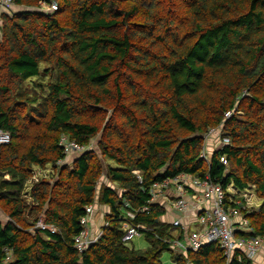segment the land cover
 <instances>
[{
  "label": "trees",
  "instance_id": "trees-1",
  "mask_svg": "<svg viewBox=\"0 0 264 264\" xmlns=\"http://www.w3.org/2000/svg\"><path fill=\"white\" fill-rule=\"evenodd\" d=\"M43 2L59 10L38 11ZM15 5L25 10L0 12V131L11 135L0 148V264H162L165 252L175 264H226L217 245L175 252L181 231L148 204L155 183L182 173L254 188L260 207L247 218L264 236V0ZM219 128L231 143L207 163L205 137ZM64 136L87 148L97 139L99 153L65 161ZM48 167L52 177L36 179ZM96 202L110 215L80 255L81 219ZM148 206L128 220L150 229V247L135 250L122 224ZM41 218L56 233L37 230Z\"/></svg>",
  "mask_w": 264,
  "mask_h": 264
},
{
  "label": "built area",
  "instance_id": "built-area-1",
  "mask_svg": "<svg viewBox=\"0 0 264 264\" xmlns=\"http://www.w3.org/2000/svg\"><path fill=\"white\" fill-rule=\"evenodd\" d=\"M0 8L11 13L15 8V0H0ZM40 8L43 13H55L59 10V5L56 2L51 4L43 2ZM233 113L227 112L225 119H229ZM213 140L218 141L221 145L219 148L231 143L228 136H223L222 128L211 129L205 137L200 154V158L207 163H209L212 154L209 144ZM10 143V133L0 131V148L8 146ZM61 145L65 147V161L90 149L70 141L66 136L62 138ZM221 162L225 166L228 164L225 158H221ZM134 173L139 175L137 171ZM170 192L176 195V199L170 205L172 212L176 215L172 225L182 233L180 239L176 238L169 243L175 252L188 254L198 252L209 245H217L224 253L226 264H231L235 257L239 264H242L244 259L253 264H264V236H254V230L247 218L253 208L259 209L260 207L254 204L256 196L252 189L239 191L230 185L225 190L221 184L213 182L209 176L199 179L182 173L174 178H167L155 183L149 192V206L156 205L160 200H168ZM149 206L137 212L128 211L126 213V220L121 228L126 234L125 241H131L150 231L144 225H131L128 221L135 220L138 213L149 214L151 212ZM98 208L97 202L88 206L85 216L81 219L82 231L75 239V247L80 255L88 251L102 237V231L97 234L91 231ZM191 214H195L196 217L194 220L188 221L191 219ZM184 221L188 225H185ZM194 221L201 226V229L190 234V226ZM105 225L106 223L103 227ZM36 229L56 233V229L45 224L42 218L37 223Z\"/></svg>",
  "mask_w": 264,
  "mask_h": 264
},
{
  "label": "rangeland",
  "instance_id": "rangeland-1",
  "mask_svg": "<svg viewBox=\"0 0 264 264\" xmlns=\"http://www.w3.org/2000/svg\"><path fill=\"white\" fill-rule=\"evenodd\" d=\"M38 11L41 12V8H38L37 9ZM24 11L23 9L21 8H16V12H22ZM0 12H4L2 10V8H0ZM6 13V12H4ZM2 25V23L0 24ZM0 40H1V32H0ZM98 144H99V140L97 139H93V141L91 142V146H90V149L91 150H95L99 153V150H98ZM219 147L221 146L220 144L218 145ZM100 156V155H99ZM104 162V161H103ZM63 163V162H62ZM109 164H112L110 162H108ZM113 167H116V165L113 163L112 164ZM51 170V167H48V171ZM47 171H41V170H36V179H41V178H44V177H47V178H50L52 177V174H53V170H51L49 173H46ZM138 172V171H137ZM101 184H99L98 186V193L101 189V185L106 183V184H109V182L107 181L106 179V176L104 175V178L101 180ZM252 191L255 192L253 194H255L256 198L254 200V204L256 206H260V200L258 199L257 195H256V191L254 188H252ZM102 209V207H100ZM253 210H258L257 207L253 208ZM0 219L6 223L7 222V218L0 212ZM185 225H188L186 221L183 222ZM201 229V226L196 223L195 221L193 222V224L190 226V230H189V233L190 234H193L195 232H197L198 230ZM128 246L130 248H134L135 250H141V251H144L146 249H148L150 246H149V242L146 241L145 237L144 236H139V237H135L132 239V241L128 244ZM161 263L162 264H175L172 260V254L170 252H165L163 253L162 257H161Z\"/></svg>",
  "mask_w": 264,
  "mask_h": 264
},
{
  "label": "crops",
  "instance_id": "crops-1",
  "mask_svg": "<svg viewBox=\"0 0 264 264\" xmlns=\"http://www.w3.org/2000/svg\"><path fill=\"white\" fill-rule=\"evenodd\" d=\"M219 143L216 140H213L210 142L209 144V149L211 151V153L216 149L219 148ZM52 170V168H51ZM50 170V171H51ZM46 173H49L50 171H48V169L46 170ZM192 194V191H191ZM168 200H160L156 205L163 207L166 210V215L162 218V223L163 224H169L172 225L174 220L176 219V215H174V213L171 210V206L172 205V201H174L176 199V195L171 193L168 194ZM102 206H99L98 210H97V215L95 216V219L93 220L92 223V227H91V231H93V233H99L102 229H103V225L105 223V219L108 215H110V209L108 207L103 206L102 209L100 208ZM196 217L195 214H191L190 215V220H194V218Z\"/></svg>",
  "mask_w": 264,
  "mask_h": 264
},
{
  "label": "clouds",
  "instance_id": "clouds-1",
  "mask_svg": "<svg viewBox=\"0 0 264 264\" xmlns=\"http://www.w3.org/2000/svg\"><path fill=\"white\" fill-rule=\"evenodd\" d=\"M16 8H17V7H16V5H15V8H14V10H13L12 12H16V11H15ZM3 11H4V10H3ZM4 12H6V11H4ZM12 12H11V13H12ZM6 13L11 14L10 12H6ZM101 231H102V230H101Z\"/></svg>",
  "mask_w": 264,
  "mask_h": 264
},
{
  "label": "water",
  "instance_id": "water-1",
  "mask_svg": "<svg viewBox=\"0 0 264 264\" xmlns=\"http://www.w3.org/2000/svg\"><path fill=\"white\" fill-rule=\"evenodd\" d=\"M18 8H21V9L25 10V9H24V8H22V7H18ZM15 11H16V9H15Z\"/></svg>",
  "mask_w": 264,
  "mask_h": 264
}]
</instances>
